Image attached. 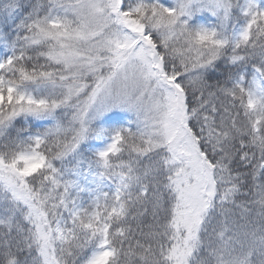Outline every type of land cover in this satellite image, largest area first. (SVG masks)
Returning a JSON list of instances; mask_svg holds the SVG:
<instances>
[{
    "label": "snow or ice",
    "instance_id": "obj_1",
    "mask_svg": "<svg viewBox=\"0 0 264 264\" xmlns=\"http://www.w3.org/2000/svg\"><path fill=\"white\" fill-rule=\"evenodd\" d=\"M0 264H264V0H0Z\"/></svg>",
    "mask_w": 264,
    "mask_h": 264
}]
</instances>
